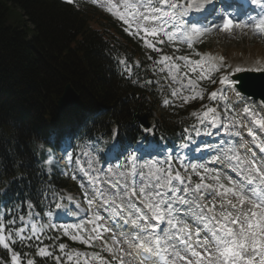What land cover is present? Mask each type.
Wrapping results in <instances>:
<instances>
[{
  "label": "snow or ice",
  "instance_id": "snow-or-ice-1",
  "mask_svg": "<svg viewBox=\"0 0 264 264\" xmlns=\"http://www.w3.org/2000/svg\"><path fill=\"white\" fill-rule=\"evenodd\" d=\"M68 3L71 4L72 0H68ZM251 3L264 8L261 0H251ZM214 4L215 0H183L182 3L180 0H136L135 4H125L128 11L119 14L118 19L126 26V31L131 30L135 23L136 29L132 34L153 52H160L155 41L159 37L163 43L164 36H167L168 41L175 40L178 35L183 36L188 47L192 48L193 37L207 32L208 28L194 26L187 18L193 13L207 11ZM145 7L147 12L139 11ZM111 11L110 8L109 12ZM219 18L221 24L217 27L225 32L245 30L252 26L264 33V18L259 19L258 23L256 17H249L241 22L234 19L233 14L227 10L220 12ZM176 59L184 61L189 71L203 78L201 73H204V66L199 59L189 61L187 56ZM207 59L211 61L213 58ZM172 61V57L163 55L159 63L164 67L160 71L163 72L167 67L169 72L172 68L179 72V66ZM119 63L125 66L126 72H131L125 61L121 60ZM212 67L220 72L227 65L216 61ZM242 71L244 70L241 68L235 69V73ZM172 79L175 81L177 77L173 76ZM209 79L213 84L217 82L215 78ZM219 83L223 93L234 94L231 100L228 95L220 96V99L227 102L226 111H231L232 107L241 108V77L226 73L220 77ZM193 84L194 81L189 80L182 87L192 88ZM171 95H180V90H173ZM196 98L197 94H194L183 99L187 102ZM210 98L215 100L217 92L213 91ZM163 103L167 105L169 101L165 99ZM259 113H264V105L259 106ZM243 115L251 119L242 121L228 117L226 123L225 118L214 108L208 107L198 118L202 127L193 126L195 137L202 134L220 136L222 133L226 137L213 149L215 155L204 163L192 162L202 158L193 155L200 151V145L187 129L184 130L185 134L176 150L164 147L156 151L146 146V158L143 155L138 158L134 153H138L139 148L129 146L131 150H125L127 154L117 149L116 157H123L125 163L116 164V171L109 169L112 178L105 182L111 194L96 187V178L89 181L93 198L102 202L98 208L106 214L107 219L100 215V211L92 212L93 199H87V209L76 204L78 211L71 213L73 216L91 213L88 223L92 228L79 237L81 243L99 239L102 233H112L113 243L126 242L130 238L137 254L142 257L143 264H264V116L258 118L257 111L247 106H243ZM241 129H246L247 135L251 137L250 143L258 149L259 156L248 143L241 142L237 147L232 138L243 141ZM257 132L261 135H257ZM112 147L116 149V144L113 143ZM238 148L245 150L244 156L239 154ZM40 149L43 153V144ZM65 155L70 166L74 161V154L68 156L65 152ZM139 159H144V162L140 163ZM46 163L54 167L53 160L48 159ZM174 163L178 166H174ZM89 167L91 168V163ZM98 171L103 172L104 167ZM85 196L87 198V193ZM55 200L56 195L53 194L50 203ZM54 207L61 209L63 205L55 203ZM27 208L31 209L33 205L28 204ZM46 215L51 217L53 213L49 210ZM17 219L23 222L24 216L13 218L7 212L0 216V248L5 253L0 257V264H25L21 260V256L25 254L18 252L17 247L22 249L33 239L40 238L36 223L30 224L29 234L26 227L17 226ZM83 229L84 225L81 223L62 230L65 236L71 232L72 239L75 240L78 238L76 230L83 233ZM59 248L63 251L65 245L61 243ZM103 250L109 254L110 259L95 257L99 259V264H119L120 256L116 248L105 242ZM38 255L48 257L51 253L47 248L41 247ZM76 255L79 257L80 254ZM67 259L72 261L73 257L69 255ZM26 264H34V260L27 259Z\"/></svg>",
  "mask_w": 264,
  "mask_h": 264
},
{
  "label": "trees",
  "instance_id": "trees-1",
  "mask_svg": "<svg viewBox=\"0 0 264 264\" xmlns=\"http://www.w3.org/2000/svg\"><path fill=\"white\" fill-rule=\"evenodd\" d=\"M141 53L118 22L79 0H0V194L7 202L32 204L28 213L39 214L36 153L55 126H67L56 107L66 84L79 93L84 135L114 126L121 135L138 131L136 115L158 103L151 68L133 65Z\"/></svg>",
  "mask_w": 264,
  "mask_h": 264
},
{
  "label": "rangeland",
  "instance_id": "rangeland-1",
  "mask_svg": "<svg viewBox=\"0 0 264 264\" xmlns=\"http://www.w3.org/2000/svg\"><path fill=\"white\" fill-rule=\"evenodd\" d=\"M218 10L216 16L210 17L211 22H209L208 31L204 32V35L195 36L197 39L195 42L206 43L207 46L211 48L212 57L217 56V51L221 50L220 59L221 62L226 61L233 63V68H248L250 70L258 69L259 67L264 68V33L258 32L252 26L245 30L233 29L231 31L225 32L217 26L221 24V20L218 17ZM111 15H119L123 13L120 9H112L111 12L108 11ZM258 23L259 20H256ZM212 26V27H211ZM177 39L182 40L181 36H177ZM207 53H204V56ZM239 63L243 65L240 66ZM204 64H207L205 61ZM230 98L233 97V93H227ZM254 104L243 100V106H247L251 109H254L259 115V109ZM243 110V107L241 108ZM242 120L251 119L250 117H245L243 111L241 112ZM251 126V125H249ZM97 242V241H96ZM98 244L99 240H98Z\"/></svg>",
  "mask_w": 264,
  "mask_h": 264
},
{
  "label": "water",
  "instance_id": "water-1",
  "mask_svg": "<svg viewBox=\"0 0 264 264\" xmlns=\"http://www.w3.org/2000/svg\"><path fill=\"white\" fill-rule=\"evenodd\" d=\"M260 78L255 83V86H251L249 89H243L245 93L254 96L255 98H261L264 101V76H256ZM79 95L77 92L70 86L66 84L63 90L62 95L57 101L58 108L62 111L73 112L77 106Z\"/></svg>",
  "mask_w": 264,
  "mask_h": 264
},
{
  "label": "bare ground",
  "instance_id": "bare-ground-1",
  "mask_svg": "<svg viewBox=\"0 0 264 264\" xmlns=\"http://www.w3.org/2000/svg\"><path fill=\"white\" fill-rule=\"evenodd\" d=\"M254 7H255V5H254ZM194 14L196 15V13H194ZM199 14H202V13H199ZM130 248L135 249L136 248L135 247V244L134 243H131Z\"/></svg>",
  "mask_w": 264,
  "mask_h": 264
}]
</instances>
